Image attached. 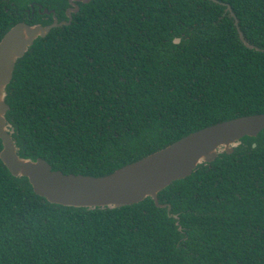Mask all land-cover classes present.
<instances>
[{
    "label": "trees",
    "instance_id": "16d2710c",
    "mask_svg": "<svg viewBox=\"0 0 264 264\" xmlns=\"http://www.w3.org/2000/svg\"><path fill=\"white\" fill-rule=\"evenodd\" d=\"M69 4L0 0V39L19 21L51 23L46 7L68 19ZM79 6L16 63L6 118L20 156L101 176L264 112V0ZM158 202L52 203L0 158V264H264V129L173 181Z\"/></svg>",
    "mask_w": 264,
    "mask_h": 264
},
{
    "label": "water",
    "instance_id": "95a60500",
    "mask_svg": "<svg viewBox=\"0 0 264 264\" xmlns=\"http://www.w3.org/2000/svg\"><path fill=\"white\" fill-rule=\"evenodd\" d=\"M78 9L77 3L75 8L68 9L70 19L71 11ZM68 23L70 21L59 22L57 18L46 25L19 21L0 39V139L3 144L0 158L13 175L28 177L34 191L48 201L75 207H121L151 196L162 205L158 202L159 191L190 175L198 164L214 160L219 152H232L245 135L255 136L264 129V112L223 120L101 176L64 173L52 169L44 158L20 156L6 118L10 109L6 101L7 86L12 81L18 59L25 55L35 39L45 36L54 26ZM239 33L247 46L254 47L241 30Z\"/></svg>",
    "mask_w": 264,
    "mask_h": 264
},
{
    "label": "flooded vegetation",
    "instance_id": "af4514ba",
    "mask_svg": "<svg viewBox=\"0 0 264 264\" xmlns=\"http://www.w3.org/2000/svg\"><path fill=\"white\" fill-rule=\"evenodd\" d=\"M73 2H75V4L74 3H72L71 2V0H69V6H67V8H66V10H65V12H66V15L68 16V19H59V17L56 15L57 13H56V10L55 9H52V10H49L47 7L42 11V10H40V12H46V13H52L53 14V21L52 22H54L55 21V19L57 18L58 19V21L59 22H61V21H63V20H68V21H70L71 22V20H72V18H73V13L74 12H76V11H71V13H72V18L70 19V16L68 15V9L69 8H75L76 7V3H77V5L79 6V1H77V0H73ZM34 3V2H33ZM37 4H39V6L41 5V3H37ZM79 8H80V6H79ZM51 22V23H52ZM69 24V23H68Z\"/></svg>",
    "mask_w": 264,
    "mask_h": 264
}]
</instances>
